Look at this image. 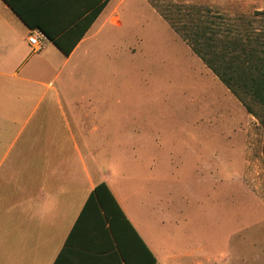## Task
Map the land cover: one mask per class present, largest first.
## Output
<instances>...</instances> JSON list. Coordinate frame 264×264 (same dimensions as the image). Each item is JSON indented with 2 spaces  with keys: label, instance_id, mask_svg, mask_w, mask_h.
<instances>
[{
  "label": "rangeland",
  "instance_id": "rangeland-1",
  "mask_svg": "<svg viewBox=\"0 0 264 264\" xmlns=\"http://www.w3.org/2000/svg\"><path fill=\"white\" fill-rule=\"evenodd\" d=\"M185 7L264 34V0H123L91 54L66 63L46 43L41 70L29 75L35 85H0V163L43 118L61 116L50 101L80 102L88 125L103 123L102 164L115 178L129 176L122 166L136 170L131 202L152 222L151 247L165 264H264V127L159 12ZM132 147L147 153L123 154ZM154 197L164 201L160 219L142 206Z\"/></svg>",
  "mask_w": 264,
  "mask_h": 264
},
{
  "label": "crops",
  "instance_id": "crops-1",
  "mask_svg": "<svg viewBox=\"0 0 264 264\" xmlns=\"http://www.w3.org/2000/svg\"><path fill=\"white\" fill-rule=\"evenodd\" d=\"M11 1L18 14L0 0V85L4 86V92L8 88L12 91L18 81L35 85L37 82L29 75L41 70L39 53L46 48V43L54 45L48 35H60L74 28L103 2ZM122 1L107 0L105 9L70 57L58 50L66 63L77 54H91L102 31L108 25L117 24L116 14ZM31 36L44 44L42 50L30 44ZM7 78L14 85L7 86L4 83ZM48 88L53 86L50 84ZM50 103L59 109L61 116L43 118V123L29 135L27 146L19 147L13 159L10 158L12 150L4 152L0 163V169L6 168L0 176V264H128L115 236L102 226L96 207L77 225L91 194L101 184L108 186L130 224L157 259L156 264H165L151 247L152 222L148 219L143 223L131 202L135 196V192L131 193L134 182L131 177L136 170H131L130 165L122 166V172L129 176L121 173L115 178L110 167L98 158L105 154L95 148L103 137L98 134L104 128L103 123L88 125L87 111H77L80 102L59 98ZM115 137L116 134L110 135L111 139ZM134 138L132 131L124 136L127 140ZM145 153L144 147H132L123 154L131 157ZM106 154L117 156L119 152L110 150ZM154 199L153 203L143 201L142 206L160 219L161 212L166 211L164 201L161 197ZM137 247L145 254L141 244ZM125 255L129 264H134V252Z\"/></svg>",
  "mask_w": 264,
  "mask_h": 264
},
{
  "label": "trees",
  "instance_id": "trees-1",
  "mask_svg": "<svg viewBox=\"0 0 264 264\" xmlns=\"http://www.w3.org/2000/svg\"><path fill=\"white\" fill-rule=\"evenodd\" d=\"M4 1L18 14V9L11 0ZM106 5L107 0H103L83 22L60 35H48L49 39L65 57H70ZM184 9L168 8L160 9L159 12L264 127V117L258 115L254 109V105L257 104L264 110V34L260 31L254 37L250 29L243 31L236 24L216 21L208 11L196 7ZM70 40L74 41L69 42ZM94 207L100 213L102 226L115 236L128 264L129 258L125 254L127 252L130 254L131 251L134 252V264L157 263V259L130 224L106 184L99 185L91 194L77 224L78 227L83 223L88 211ZM137 244L142 245L145 254L139 252Z\"/></svg>",
  "mask_w": 264,
  "mask_h": 264
},
{
  "label": "built area",
  "instance_id": "built-area-1",
  "mask_svg": "<svg viewBox=\"0 0 264 264\" xmlns=\"http://www.w3.org/2000/svg\"><path fill=\"white\" fill-rule=\"evenodd\" d=\"M30 44L37 50H42L44 48V44H42L37 38L31 36L29 38Z\"/></svg>",
  "mask_w": 264,
  "mask_h": 264
},
{
  "label": "bare ground",
  "instance_id": "bare-ground-1",
  "mask_svg": "<svg viewBox=\"0 0 264 264\" xmlns=\"http://www.w3.org/2000/svg\"><path fill=\"white\" fill-rule=\"evenodd\" d=\"M123 193H124V192H122L121 194H123ZM123 195H124V194H123ZM123 195H122V196H123ZM122 198H123V197H122ZM149 234H150V233H149ZM149 240H150V239H149Z\"/></svg>",
  "mask_w": 264,
  "mask_h": 264
}]
</instances>
